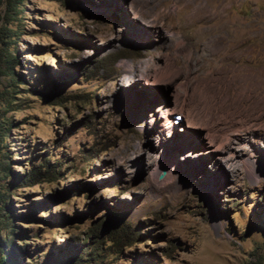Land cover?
I'll list each match as a JSON object with an SVG mask.
<instances>
[{"label": "rangeland", "instance_id": "obj_1", "mask_svg": "<svg viewBox=\"0 0 264 264\" xmlns=\"http://www.w3.org/2000/svg\"><path fill=\"white\" fill-rule=\"evenodd\" d=\"M16 1L0 264H264V0Z\"/></svg>", "mask_w": 264, "mask_h": 264}, {"label": "bare ground", "instance_id": "obj_2", "mask_svg": "<svg viewBox=\"0 0 264 264\" xmlns=\"http://www.w3.org/2000/svg\"><path fill=\"white\" fill-rule=\"evenodd\" d=\"M172 16H173V15H172ZM196 16H197V15H196ZM193 21H194V20H193ZM193 21H192V22H193ZM187 24H188V23H187ZM184 103H185V101H184ZM181 111H183V109H182ZM181 114H183V113H181ZM175 119H176V120H175ZM175 119H174L175 122L172 120V123H171V124H173V122H174V124L177 125V124L180 123V121H182L183 118H182V115H178V116L175 115ZM182 122H183V121H182ZM169 123H170V122H169ZM181 125H182V123H181ZM172 126H174V125H172ZM185 135H186V134H185ZM185 135L182 134L181 139H187ZM170 136H171V135L169 134L168 137H170ZM183 142H184V143H183L182 145H184V146L187 145V143H188L187 140H186V141L184 140ZM166 174H167V172H166ZM171 176H172L171 173H169V176H168L166 179L168 180L169 178H171Z\"/></svg>", "mask_w": 264, "mask_h": 264}, {"label": "trees", "instance_id": "obj_3", "mask_svg": "<svg viewBox=\"0 0 264 264\" xmlns=\"http://www.w3.org/2000/svg\"><path fill=\"white\" fill-rule=\"evenodd\" d=\"M20 2H22L23 0H19ZM13 3L15 4V5H18L19 4V2L18 1H16V0H13ZM41 177H35L34 178V180H33V182L32 183H30L31 185H33V184H38V183H40L41 182Z\"/></svg>", "mask_w": 264, "mask_h": 264}]
</instances>
